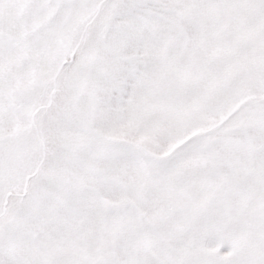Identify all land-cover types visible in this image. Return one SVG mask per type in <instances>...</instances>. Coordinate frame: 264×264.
I'll list each match as a JSON object with an SVG mask.
<instances>
[{
    "label": "snow or ice",
    "instance_id": "obj_1",
    "mask_svg": "<svg viewBox=\"0 0 264 264\" xmlns=\"http://www.w3.org/2000/svg\"><path fill=\"white\" fill-rule=\"evenodd\" d=\"M0 264H264V0H0Z\"/></svg>",
    "mask_w": 264,
    "mask_h": 264
}]
</instances>
